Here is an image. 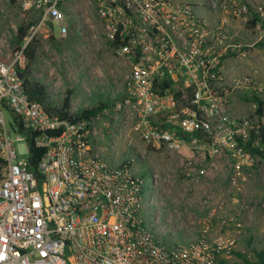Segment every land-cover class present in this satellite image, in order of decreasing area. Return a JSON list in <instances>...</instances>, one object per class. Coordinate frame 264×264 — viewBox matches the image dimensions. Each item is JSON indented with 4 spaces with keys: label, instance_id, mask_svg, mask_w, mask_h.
<instances>
[{
    "label": "built area",
    "instance_id": "built-area-1",
    "mask_svg": "<svg viewBox=\"0 0 264 264\" xmlns=\"http://www.w3.org/2000/svg\"><path fill=\"white\" fill-rule=\"evenodd\" d=\"M6 1L35 21L19 48L0 50V264H219L236 253L250 225L239 213L229 214L223 201L181 248L164 242L151 199L144 204L146 181L131 168L133 161L108 163L93 142L92 125L100 116L67 123L28 99L26 46L40 34L55 38L56 28L59 38L66 37L81 0ZM84 1L127 66L121 98L110 108L117 125L136 132L147 148L185 151L187 180L199 183L209 171L224 168L226 192L249 207L246 196L260 156L246 145L261 125L257 103L250 101L253 112L239 116L233 96L264 101V82L256 72L230 77L224 62L248 46L235 38L252 32L264 37V2ZM28 133L43 150L35 170ZM20 140L28 146L27 159H17ZM151 182L155 188V176ZM241 253L253 257L251 250Z\"/></svg>",
    "mask_w": 264,
    "mask_h": 264
},
{
    "label": "rangeland",
    "instance_id": "rangeland-1",
    "mask_svg": "<svg viewBox=\"0 0 264 264\" xmlns=\"http://www.w3.org/2000/svg\"><path fill=\"white\" fill-rule=\"evenodd\" d=\"M75 8L74 16L68 20L70 32L66 37L59 38L56 28L53 34L55 38H45V34H40L35 39L38 45L35 60L30 66V78L44 84L54 95L57 104H61L66 92L70 91V108L74 111L90 108L100 102L107 103L105 113L92 125L95 131L93 142L102 148V157L108 163L133 161L131 168H135L136 175L146 181L144 204L151 199V212H156L160 221L157 228L166 233L164 242L181 248L184 240L196 235L208 212L223 201L230 209L229 214L239 213L250 227L239 250L219 264H247L236 254H242V250H250L252 246L264 249V208L261 206L264 203V160L260 158L259 173L246 196L250 205L245 207L240 197L226 192L224 168L209 171L208 177L199 183L192 182L182 175V163L187 157L185 151L171 154L147 148L136 132L118 126L110 108L121 98L127 66L111 48L104 33V23L91 6L81 0ZM26 13V10L0 0L1 51L17 49L18 27L35 21L29 19ZM263 40L264 37L254 32L248 37L245 33L235 38L236 43L248 46L226 59V75L234 78L256 72L258 80L264 82V46L259 45ZM233 97L235 114L246 116L253 112L246 96ZM4 117L7 121L11 120L8 113ZM111 140L115 142L114 148H111ZM16 147L17 159H27L29 152L26 142L20 140ZM150 175L155 176V188ZM203 201H207V205L202 208ZM254 260L252 257L250 262Z\"/></svg>",
    "mask_w": 264,
    "mask_h": 264
},
{
    "label": "trees",
    "instance_id": "trees-1",
    "mask_svg": "<svg viewBox=\"0 0 264 264\" xmlns=\"http://www.w3.org/2000/svg\"><path fill=\"white\" fill-rule=\"evenodd\" d=\"M32 24L20 25L17 29V38H18V47L23 42V39L27 36V31ZM254 25V20L250 22V26ZM38 42L36 40H32L25 48V57L27 60L26 68L22 72L24 78V86L23 90L27 95L29 100H33L42 104L45 109L50 114L56 115L60 121H64L67 123H75L78 121H86L89 122L91 118H96L101 116L103 111L108 107L107 103L100 102L90 108H85L80 111H72L70 108V91L66 92L65 97L61 104L55 103L54 98L49 97L46 86L39 82L33 81L30 78V66L35 60V53L37 50ZM259 45L264 46V40L259 42ZM250 101H255L257 103V107L255 109V115L259 120V124L261 125V129L258 135H251V138L246 145L252 153L260 156L262 160H264V125L261 124L262 118L264 117V102L259 100L257 97H249L246 98ZM27 139L30 145V154H32L30 158V166L35 170L36 163L40 158L43 150L34 147L32 134H27ZM257 140L258 146H254L253 142ZM252 255L254 257V261L250 262L251 259H247L244 254L237 253L236 255L243 259L247 264H264V249L257 248L256 246H252L250 248ZM223 260H220L219 263H222Z\"/></svg>",
    "mask_w": 264,
    "mask_h": 264
}]
</instances>
